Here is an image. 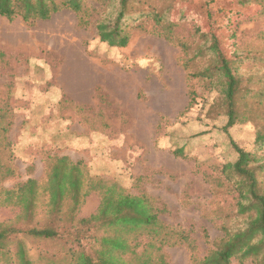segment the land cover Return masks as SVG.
<instances>
[{"label":"rangeland","instance_id":"374dc122","mask_svg":"<svg viewBox=\"0 0 264 264\" xmlns=\"http://www.w3.org/2000/svg\"><path fill=\"white\" fill-rule=\"evenodd\" d=\"M200 1L206 0L176 1L168 18L177 25L173 42L157 35L154 22L143 18L128 27L124 47L99 40L96 11L85 27L70 9L32 23L0 16V102L9 107L13 120L4 140L8 144L0 150V175L5 173L0 190L28 178L44 185L55 158L64 155L94 178L155 198L166 208L160 219L188 230L195 239L194 256L205 255L210 245L204 243L203 230L210 240L222 237L221 224L235 208L229 185L216 184L222 181V165L236 158L228 134L264 161V143L255 140L264 121V16L257 5L228 7L227 0H215L208 5L209 20ZM151 4L168 10L170 1ZM209 22L228 57H245L242 73L261 77L247 82L252 94L237 106L241 117L254 122L236 123L228 134L213 85L192 76L205 65L194 54L204 42L193 30ZM191 90L195 100L189 107ZM46 123L89 141L75 145L55 134L57 141L50 146L18 145L24 127ZM47 202L48 195H38L32 220L18 207L0 205V222L20 215V225H40ZM69 204L64 203L65 210ZM98 205V194L91 193L79 215L93 213ZM23 242L32 264H69L61 242ZM164 252L168 264H190L185 244ZM231 264L239 263L232 259Z\"/></svg>","mask_w":264,"mask_h":264},{"label":"trees","instance_id":"16d2710c","mask_svg":"<svg viewBox=\"0 0 264 264\" xmlns=\"http://www.w3.org/2000/svg\"><path fill=\"white\" fill-rule=\"evenodd\" d=\"M163 1H170L168 10L152 7L151 0H96V6L86 0H0V16L9 20L19 17L24 23H32L70 9L77 15L78 24L85 27L92 19V11H96L99 40L111 47H124L128 41V27L143 18L154 22L157 35L173 42V29L177 25L168 18L177 0ZM200 2L206 6L210 20L212 11L208 5L215 0ZM226 3L228 7L257 5L264 16V0H227ZM193 31L203 39L204 45L194 54L201 56L205 65L192 76L213 85L219 99V106H216L226 116L223 131L228 134V128L236 123L253 121L241 117L237 106L252 94L251 89L245 87L247 82L261 77L242 73L245 57H228L210 22ZM181 47L184 51L188 49L182 42ZM258 93L261 95L263 91ZM188 98L190 107L195 92L189 91ZM11 117L9 107L0 102V150L8 144L4 140L11 130ZM63 133L68 139V131L63 130ZM228 140L236 158L222 165V181L216 184L221 186L225 181L229 185L235 208L221 224L222 237L210 240L203 230L204 243L210 248L201 258L194 256L195 239L188 235V230L165 224L160 219L166 208L159 206L155 198L129 194L116 183L94 178L80 162L63 155L55 158L44 185L28 178L13 188H1L0 205L18 207L27 219L34 218L38 195H48V202L44 210L46 220L40 225H20V215L0 222V263L32 264L23 241L38 239L63 243L67 247L69 264H168L165 247L182 244L189 249L190 264H231L232 259L239 264L247 260L248 264H264V161L252 150L236 144L229 134ZM255 140L260 145L264 143V121L256 130ZM4 178L2 172L0 180ZM91 193L98 194L99 205L93 213L81 216L79 208ZM66 201L70 204L65 210Z\"/></svg>","mask_w":264,"mask_h":264},{"label":"crops","instance_id":"0c3cea01","mask_svg":"<svg viewBox=\"0 0 264 264\" xmlns=\"http://www.w3.org/2000/svg\"><path fill=\"white\" fill-rule=\"evenodd\" d=\"M74 131L71 130L68 136L69 141L71 144H80L83 142L89 141V139H85L87 137H84V135L79 133H73ZM21 136V143L18 145L20 146H28V144L32 147H41L44 145L50 146L53 145L56 141L55 134H59L57 127L53 124L46 123L44 125H30L28 127H24L22 131ZM68 135V134H67ZM70 135H72L70 137ZM80 135V136H79ZM65 136L64 133H62L61 138ZM17 145V146H18Z\"/></svg>","mask_w":264,"mask_h":264}]
</instances>
